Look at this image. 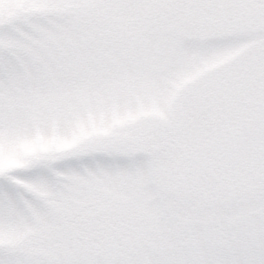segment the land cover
<instances>
[{
    "label": "snow or ice",
    "instance_id": "obj_1",
    "mask_svg": "<svg viewBox=\"0 0 264 264\" xmlns=\"http://www.w3.org/2000/svg\"><path fill=\"white\" fill-rule=\"evenodd\" d=\"M0 264H264V0H0Z\"/></svg>",
    "mask_w": 264,
    "mask_h": 264
}]
</instances>
